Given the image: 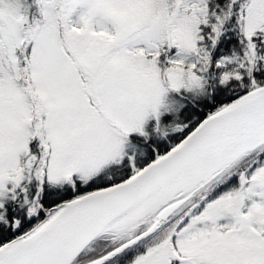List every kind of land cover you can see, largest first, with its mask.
<instances>
[{"label": "snow or ice", "instance_id": "obj_1", "mask_svg": "<svg viewBox=\"0 0 264 264\" xmlns=\"http://www.w3.org/2000/svg\"><path fill=\"white\" fill-rule=\"evenodd\" d=\"M0 264H264V0H0Z\"/></svg>", "mask_w": 264, "mask_h": 264}]
</instances>
